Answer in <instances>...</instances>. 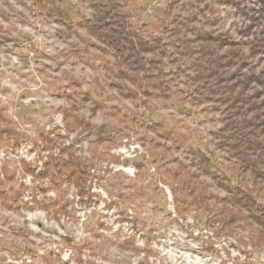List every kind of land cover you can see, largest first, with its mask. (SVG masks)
Listing matches in <instances>:
<instances>
[{
  "label": "rangeland",
  "instance_id": "1",
  "mask_svg": "<svg viewBox=\"0 0 264 264\" xmlns=\"http://www.w3.org/2000/svg\"><path fill=\"white\" fill-rule=\"evenodd\" d=\"M101 1L116 5L131 32L159 39L167 50L178 44L174 21L191 17L197 28L233 34L241 21L221 0ZM57 4L71 25L46 14L38 0H0V170L8 166L15 178L1 188L20 192L0 200V264H264V243L252 238L264 235L252 216L264 206V189L219 144L223 114L190 96L179 72L187 58L159 54L171 79L159 90L143 72L136 82L121 79L126 64L80 26L93 19L90 0H46ZM139 84L153 92L147 105L144 96H130ZM160 122L188 135V143L174 148L151 125ZM161 144L171 147L165 157ZM67 154L90 166L83 198L65 175H39ZM23 160L39 173L25 174ZM181 162L199 174L208 169L200 179L217 196H229L231 185L252 198L237 208L209 199L180 217L172 187L180 172L184 177ZM137 163L145 165L141 172ZM228 210L240 219L225 233ZM127 239L138 251L121 246Z\"/></svg>",
  "mask_w": 264,
  "mask_h": 264
},
{
  "label": "trees",
  "instance_id": "2",
  "mask_svg": "<svg viewBox=\"0 0 264 264\" xmlns=\"http://www.w3.org/2000/svg\"><path fill=\"white\" fill-rule=\"evenodd\" d=\"M40 6H44L45 13L49 16H56L65 24L73 23L68 13L59 4L46 5V0H38ZM222 4H230L237 16H241V21L234 24L235 34L232 30L222 31L210 29H200L191 24V17L184 18L182 22L174 21L172 29L177 34L178 44L173 40L172 49L162 45L159 39H148L145 35L131 32L127 29L126 20L119 14H115L116 5L110 1L90 0L93 7V19H86L80 24L87 29L99 41L114 51V57L118 61L125 63L127 72L119 71L121 79L137 81L140 72L146 78H153L154 84L151 87H167L166 83L171 79L163 68V60L159 59V54L163 57L171 55L187 58L186 70L182 69L187 76L188 85L192 87L190 96L197 103L208 102L214 111L223 114V127L218 133L220 145L227 150L228 154L236 158L239 167L244 171H249L254 185L259 189H264V0H221ZM211 7L210 13L213 12ZM204 11V10H202ZM207 17V14H203ZM195 18L201 19L198 14L193 13ZM67 18V19H66ZM209 19V18H208ZM114 20V22H111ZM70 22V23H69ZM215 18L212 19V24ZM115 25V26H114ZM112 26L115 28L113 29ZM107 27V28H106ZM150 55V56H149ZM181 58H177V60ZM183 65L185 63L183 62ZM181 75V74H179ZM139 90H128L130 96L136 100L139 96L145 97L144 105L153 92L150 87L139 84ZM164 90V89H163ZM150 106V105H149ZM148 106V109H149ZM150 110V109H149ZM0 119L4 120L3 110L0 108ZM79 125L83 121L76 119ZM162 137L175 143L174 148L184 147L189 140V136L178 130H174L165 123L151 124ZM14 134L11 129L7 134ZM163 156L171 147L161 144ZM165 157V156H164ZM24 163V164H23ZM22 163V170L25 174L35 175L37 169H33L30 164ZM180 167L184 177L172 187L175 199L176 213L180 217L189 214L193 207L200 208L209 199L222 202L225 206L240 207L245 205L252 196L240 188L228 185L227 188L219 177L218 168L214 171L218 183L230 191V195L217 196L208 190V182L201 180L200 176L205 175L208 169L201 170L199 174L196 170L188 169L181 162ZM145 165L137 163L136 169L141 172ZM66 176L76 189L79 195L85 196V183L90 175L91 169L88 164L81 161L74 154H67L66 157L59 156L46 163V169L41 170L39 175L48 177V173ZM37 175V174H36ZM218 176V177H217ZM14 176L10 174L9 167L0 170V200H9L15 194L20 193L11 187L2 189L1 186L14 181ZM55 182V181H54ZM53 182V183H54ZM56 184V182L54 183ZM55 186V185H54ZM198 189V190H197ZM188 192L187 197L184 192ZM68 211L67 205L62 207ZM253 219L259 225L264 224V206L257 207ZM240 219V212L228 210L223 214V231L228 233L233 230ZM215 221V220H214ZM261 232V231H260ZM252 233V238L257 242L264 243V235ZM138 251L139 247L133 239L124 240L121 246Z\"/></svg>",
  "mask_w": 264,
  "mask_h": 264
}]
</instances>
